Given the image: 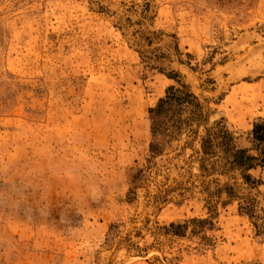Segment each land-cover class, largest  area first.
I'll use <instances>...</instances> for the list:
<instances>
[{
	"label": "rangeland",
	"instance_id": "obj_1",
	"mask_svg": "<svg viewBox=\"0 0 264 264\" xmlns=\"http://www.w3.org/2000/svg\"><path fill=\"white\" fill-rule=\"evenodd\" d=\"M262 123L264 0H0V264H264Z\"/></svg>",
	"mask_w": 264,
	"mask_h": 264
},
{
	"label": "trees",
	"instance_id": "obj_2",
	"mask_svg": "<svg viewBox=\"0 0 264 264\" xmlns=\"http://www.w3.org/2000/svg\"><path fill=\"white\" fill-rule=\"evenodd\" d=\"M203 106L199 98L191 92L190 88L186 85H181L180 88L175 86L167 90L166 96L159 100L156 107L151 108L149 113L152 120V133L154 141L150 145V152L153 155L160 154L159 143L157 142L158 135H165L167 133L181 134L183 127H191L192 123L201 122L205 119ZM188 117L184 118V115ZM225 138L232 140V137L226 131H222ZM253 135L255 141L264 143V124H256L254 126ZM203 153L210 155L211 141L209 138L203 140L202 143ZM233 151V150H232ZM234 164L247 170L254 169L256 165L255 157L249 156L247 150H235L233 154ZM264 162V160H263ZM246 180H251L249 176ZM133 192H130V194ZM134 195V194H131ZM172 229H180L181 226L171 225ZM176 235H182L181 232H176Z\"/></svg>",
	"mask_w": 264,
	"mask_h": 264
}]
</instances>
